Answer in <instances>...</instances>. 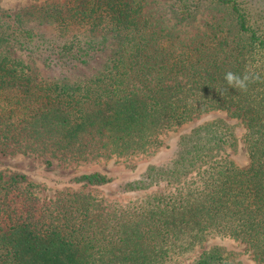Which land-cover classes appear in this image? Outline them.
I'll return each mask as SVG.
<instances>
[{"label": "trees", "instance_id": "16d2710c", "mask_svg": "<svg viewBox=\"0 0 264 264\" xmlns=\"http://www.w3.org/2000/svg\"><path fill=\"white\" fill-rule=\"evenodd\" d=\"M37 16L0 7V152L77 168L154 153L162 136L211 111L175 140L172 157L137 177L75 172V189L41 197L21 171L0 170V264H177L208 236L244 242L264 264V0H59ZM104 62L79 79L40 78L10 50L47 67ZM233 80L229 83L227 75ZM160 188L120 202L91 188ZM88 188L87 191L83 190ZM222 245L190 264H244Z\"/></svg>", "mask_w": 264, "mask_h": 264}, {"label": "rangeland", "instance_id": "374dc122", "mask_svg": "<svg viewBox=\"0 0 264 264\" xmlns=\"http://www.w3.org/2000/svg\"><path fill=\"white\" fill-rule=\"evenodd\" d=\"M57 1L59 0H0V7L9 10L12 13L25 14L26 18L30 19V24L38 31L50 34L53 32L51 25L46 23L40 24L37 16L40 15L39 12L42 10L41 7H45L46 4ZM109 51H111L110 48H106L94 56L88 64L77 66L70 70L68 68L47 67L42 64L39 59L36 60V58H30L20 50L11 49L10 53L14 57L25 59V61L32 66V69H34V72L40 78L52 79L66 77L69 80H75L84 76H90L104 62ZM214 118H222L236 126L240 143L236 149L227 151L226 156L236 165L240 167H247L249 165V158L245 144L243 143L245 134L243 124L239 119L232 117L228 112L217 110L203 113L197 118H194L192 121L182 124L174 130L166 132L162 136V146L149 155L134 157L130 160L111 159L107 162L86 164L78 166L77 168H63L55 164L46 166L43 162H41L40 158L27 156L19 152H0V170L7 173L11 171L24 172L28 181L38 185L35 187V190L41 197H53L61 190H74L75 188L66 183L65 180L75 172L99 170L118 176L117 182L119 183L124 180L137 177L138 174L143 171L144 166L148 163L155 162L157 164H162V162H166L173 156L172 152L175 149V140L181 133L188 131L193 126L204 120ZM118 183H113L107 187L91 188V191L98 197L127 202L129 200L142 199L148 194L160 190V188L152 187L147 190L124 192L119 185L120 183ZM83 190L87 191L88 188H84ZM212 245H222L228 249L236 251L238 255L237 259L242 261L244 264H257L251 250L248 249V246L244 242L231 237L217 235L208 236L191 253L180 258L177 264H190L191 260L200 251Z\"/></svg>", "mask_w": 264, "mask_h": 264}, {"label": "clouds", "instance_id": "9594fccd", "mask_svg": "<svg viewBox=\"0 0 264 264\" xmlns=\"http://www.w3.org/2000/svg\"><path fill=\"white\" fill-rule=\"evenodd\" d=\"M227 79H228L229 83H231V81L233 80V76H232L231 73H229V74L227 75Z\"/></svg>", "mask_w": 264, "mask_h": 264}]
</instances>
